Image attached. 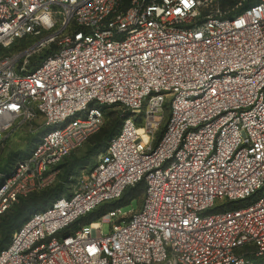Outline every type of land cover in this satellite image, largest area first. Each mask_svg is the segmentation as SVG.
I'll return each instance as SVG.
<instances>
[{
  "label": "built area",
  "instance_id": "2783aa9c",
  "mask_svg": "<svg viewBox=\"0 0 264 264\" xmlns=\"http://www.w3.org/2000/svg\"><path fill=\"white\" fill-rule=\"evenodd\" d=\"M124 6L0 0V148L14 131L38 135L1 177L0 217L58 182L105 108L127 112L93 170L30 216L0 264H264V0ZM141 182L140 209L77 224Z\"/></svg>",
  "mask_w": 264,
  "mask_h": 264
},
{
  "label": "trees",
  "instance_id": "16d2710c",
  "mask_svg": "<svg viewBox=\"0 0 264 264\" xmlns=\"http://www.w3.org/2000/svg\"><path fill=\"white\" fill-rule=\"evenodd\" d=\"M122 1L125 4L124 8H126L129 5L130 0ZM10 51H12V49ZM49 53L50 51L47 50L42 60ZM40 63L35 68H37ZM126 115L127 112L123 111L120 106L105 108L104 124L100 131L89 139L92 146L90 147V150L88 151L86 156L81 159L74 157L69 163L62 165V163L64 162L63 161L60 165L61 173L59 176V180L55 185L44 191L33 193L28 195L27 197L20 198L19 202L14 207H12L8 212L0 217V251L9 245L14 233L19 230V228L30 218V216H32L36 212L44 210L54 200L65 195H70L71 188L67 189L66 185H68V183H71L70 186L72 187V180H70V177L74 172V169L90 161L91 157L94 154L101 155L105 152L108 142L121 128L123 119ZM111 117H113V119L112 121H109ZM11 168L12 167L8 168L3 174L8 173ZM66 190L67 193H65ZM141 193H143L144 196L145 184L143 182L139 183L135 187L128 188L120 200L102 205L94 212L81 218L77 224L84 225L96 221L101 215L115 209L116 207H122L131 204Z\"/></svg>",
  "mask_w": 264,
  "mask_h": 264
},
{
  "label": "rangeland",
  "instance_id": "374dc122",
  "mask_svg": "<svg viewBox=\"0 0 264 264\" xmlns=\"http://www.w3.org/2000/svg\"><path fill=\"white\" fill-rule=\"evenodd\" d=\"M36 37H30L28 39H22L20 41H17L12 47V51H22L25 49H29L35 42ZM46 50H43L41 52H38L34 54L31 58H29V62L27 64V69L31 70L35 68L42 58L45 56ZM113 117L109 119V121H112ZM44 131V129H41L40 132ZM93 137V136H92ZM38 138V135L34 133H30L28 129L21 130V131H14L12 132L3 142L2 147L0 148V179L3 175V173L10 167H12L19 159H21L23 156H25L28 152H30V149L33 147V145L36 143V140ZM92 144H90V140L87 141L83 147L72 153V155H69L62 165L69 163L71 159L74 157L76 158H83L86 156L88 151L90 150V147ZM100 155L94 154L90 161L86 162L84 165H81L74 169V172L72 173L71 177L74 175H79L81 173L89 174L93 168L96 166L98 162V157ZM70 177V180H71ZM71 183L66 185V188H71ZM73 185V184H72ZM67 193V190L66 192ZM64 193V194H65ZM143 193L138 195L135 200L126 206H122V212L124 214H130L133 210H138L141 208L143 203ZM103 233L109 234L111 225L108 223H105L103 225Z\"/></svg>",
  "mask_w": 264,
  "mask_h": 264
}]
</instances>
